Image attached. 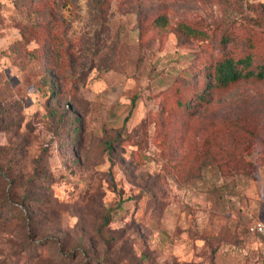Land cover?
Segmentation results:
<instances>
[{"label": "rangeland", "instance_id": "1", "mask_svg": "<svg viewBox=\"0 0 264 264\" xmlns=\"http://www.w3.org/2000/svg\"><path fill=\"white\" fill-rule=\"evenodd\" d=\"M249 47L264 0H0V264H264Z\"/></svg>", "mask_w": 264, "mask_h": 264}, {"label": "trees", "instance_id": "2", "mask_svg": "<svg viewBox=\"0 0 264 264\" xmlns=\"http://www.w3.org/2000/svg\"><path fill=\"white\" fill-rule=\"evenodd\" d=\"M158 25L164 26L165 19H158ZM178 30L193 34L194 31L184 24H180ZM250 50L243 54L241 57H233L224 54L215 62L207 67L206 77L208 89H222L235 84L242 80H262L264 79V56L260 63L254 64V54ZM178 107L181 108L182 104L178 101ZM110 147V145H108Z\"/></svg>", "mask_w": 264, "mask_h": 264}, {"label": "built area", "instance_id": "3", "mask_svg": "<svg viewBox=\"0 0 264 264\" xmlns=\"http://www.w3.org/2000/svg\"><path fill=\"white\" fill-rule=\"evenodd\" d=\"M249 233L260 237L264 243V221L252 223L248 228Z\"/></svg>", "mask_w": 264, "mask_h": 264}]
</instances>
